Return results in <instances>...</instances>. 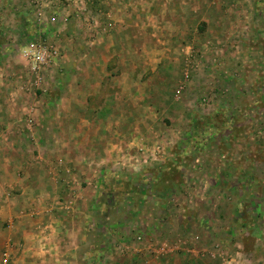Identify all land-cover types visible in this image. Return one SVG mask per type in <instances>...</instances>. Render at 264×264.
Masks as SVG:
<instances>
[{"label":"rangeland","instance_id":"rangeland-1","mask_svg":"<svg viewBox=\"0 0 264 264\" xmlns=\"http://www.w3.org/2000/svg\"><path fill=\"white\" fill-rule=\"evenodd\" d=\"M57 6L0 0V140L27 162L60 129L84 138L101 164L84 263L264 264V0ZM41 36L60 56L34 76Z\"/></svg>","mask_w":264,"mask_h":264},{"label":"crops","instance_id":"crops-1","mask_svg":"<svg viewBox=\"0 0 264 264\" xmlns=\"http://www.w3.org/2000/svg\"><path fill=\"white\" fill-rule=\"evenodd\" d=\"M68 100L61 101L63 108L71 105ZM67 114L63 120L70 119ZM82 114L81 120L88 119ZM60 135L58 141L49 134V146L55 147L50 156L35 146L27 162L7 160L0 140L1 184L12 191L7 196L8 189L0 190V225H7V229L0 227V254L10 245V264H87L81 252L88 250L94 257L99 248L100 243L94 242L98 231L92 225L98 213L101 164L81 160L84 138L71 145L68 132L60 129ZM16 169L22 171L20 177Z\"/></svg>","mask_w":264,"mask_h":264},{"label":"built area","instance_id":"built-area-1","mask_svg":"<svg viewBox=\"0 0 264 264\" xmlns=\"http://www.w3.org/2000/svg\"><path fill=\"white\" fill-rule=\"evenodd\" d=\"M89 2L90 0H31L32 7L38 16L42 15L41 10H53L58 8V3H60L61 6L76 10L77 16L84 15ZM66 20H68L67 16L64 18V21ZM92 20L94 24L97 22V20L94 21V18H92ZM51 21L55 22L56 19L52 17ZM23 55L27 61L30 73L36 76L45 71L46 68L60 56V50L56 44L49 42L46 37L41 36L25 48ZM34 84L40 87L42 84L41 78L37 77ZM11 258L10 245L7 244L1 256V264H10Z\"/></svg>","mask_w":264,"mask_h":264}]
</instances>
